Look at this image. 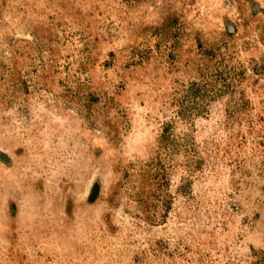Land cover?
I'll return each instance as SVG.
<instances>
[{
	"label": "rangeland",
	"instance_id": "374dc122",
	"mask_svg": "<svg viewBox=\"0 0 264 264\" xmlns=\"http://www.w3.org/2000/svg\"><path fill=\"white\" fill-rule=\"evenodd\" d=\"M0 264H264V0H0Z\"/></svg>",
	"mask_w": 264,
	"mask_h": 264
}]
</instances>
